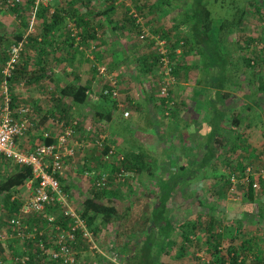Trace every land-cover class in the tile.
I'll return each instance as SVG.
<instances>
[{
  "label": "rangeland",
  "instance_id": "obj_1",
  "mask_svg": "<svg viewBox=\"0 0 264 264\" xmlns=\"http://www.w3.org/2000/svg\"><path fill=\"white\" fill-rule=\"evenodd\" d=\"M6 1L7 0H0V3L3 4V7L6 4ZM88 2L90 5L86 10L83 8V4ZM158 2L159 0H51L48 9H46L48 10L49 14H52L55 8L59 9L60 7L64 6H68L67 9L71 8V10H75L76 13L86 12V17L91 18V25L95 28V21L93 19L94 15H96L99 11L104 10V7H113L110 17L111 21H114L115 24L121 26L119 28L121 31V36L119 39L118 37H113L111 31H106L105 28L100 29L96 27V41L90 42L86 46L81 47L77 38L76 45L78 46L74 47L78 50L70 52L68 56L64 50L52 52L48 49V47H43L45 68L52 70V73H54V78L64 79L67 83L78 82L83 85H88V87L92 89L94 93L93 95L96 97V99L101 97L98 96V94L100 95L102 91L107 88L110 81H117L118 97L117 101L114 102V104H116V106H114L116 108V114L113 113V120L105 128L101 127V124L87 119V108H83L85 110L84 112H78L76 114L75 110L69 108L67 104L69 102H62L60 104V108H64L67 113L58 114L56 113L58 111L54 110L53 107H55V102L58 101L52 99V85L47 79L41 76L42 74L39 72L40 68L36 65L39 55H37L38 51L34 46L35 43H33V39H37L38 41L42 39L41 21L38 20L36 16L39 7H36L33 4V8L31 9L32 11H23L26 8L23 9L22 7H26L27 0H21L22 4L20 5L21 8L18 13L19 17H15L9 13H6V15L0 14V22H2L4 25V27L0 29V33H9L11 31L14 34L19 31L18 28H20L24 33V41L16 66V70L18 69L19 71H21L20 68H23V74L17 83H6L4 86L3 78L0 73V107L3 106L6 97L11 100L13 97L16 104H18L17 102H20L24 106H27L31 109L33 119H36L34 120L37 123V126H44L49 123L48 120H50V118H53V121L59 122V126L49 123L48 131L55 133V137L60 136L64 131L71 128L74 123H76L75 129H71L74 131L71 137V143L73 147L76 148L75 151L78 152V166L83 164L80 162L81 160L84 161L82 167L86 166L88 170H92L94 173H99L102 169L110 173L109 188L107 190L113 189L116 191L118 196L114 197V203L121 211L130 207L142 192H146V194H155L158 181L163 178L165 180L170 179L164 175H166L169 171H172L173 168L177 169V167L181 164L179 162V154L181 153V148L179 145L182 141V138H184V134L182 135L181 133H178L182 130H174V128L169 124L171 121L169 110H163L161 108L163 112L162 118H159V120L156 122L157 124H155L158 127H155L154 125L148 127L147 123L150 121V114L148 116L144 112L145 107L149 109V107L144 105V97L151 91L153 94H155L157 99L163 97L162 89L165 84L164 77H166L161 73L159 68H149V62H151L153 58L152 50L150 49L154 50V57L158 58L160 55V43H164L163 49L167 52V43L171 45V43L175 40V38H173L171 42H168L166 39H163L161 34H168L169 31L175 34L180 32V30H174L173 26L176 24V22L180 21L182 15L181 10L168 11L159 9ZM181 2L183 7H185L189 1L181 0ZM205 2L208 5V10L211 12L215 23H218L223 18L225 19L226 17H229L233 12L231 9V7L233 8V0H205ZM239 3H241V0L238 1L237 5ZM135 5L144 7L142 13H137ZM254 10L255 9L253 7L248 8L249 13H247L246 19H244L240 29L232 35L231 41L228 43L227 47L230 50L233 49V53L230 56L229 61H236V57H238V53L234 49L236 48L234 43L244 45L249 44L250 46L256 45L257 49L264 51V9L260 10L259 13H256ZM3 11H5V9H2L0 12ZM130 15L137 20V23L139 22L138 27L140 28V32H133L130 25H128L129 22L126 20V17H129ZM72 27H74V24L72 20H69L66 21L65 27L54 30L52 34L53 39L46 40V42L52 41L47 43V46L50 45V47L55 48L56 44L60 45L63 43V41L71 39L73 36H75L76 30L74 28L72 29ZM143 43L145 49H138V55L142 54V56H151L147 59L148 62L146 67L143 68L149 71L146 74H140L138 72V65L139 63L143 62L142 58H140L138 61H122L120 58L122 53V45L126 49L134 50L141 47L140 44ZM1 50L2 49H0V51ZM218 51L219 55H222L221 52L223 51V48L219 46ZM79 56L83 58L81 59ZM4 57L5 56H3V53L0 52V61H3ZM75 57H78L76 58V61H74ZM261 57L264 60V53ZM187 60L188 66L191 65L189 64L190 62L194 63L193 61H198V58L192 59V54L189 53L183 61ZM3 65V62H0V71ZM161 76H164V79H161ZM239 81L241 80L239 79ZM233 82H236V80H233ZM177 88L178 81H175L167 87V89H169L171 92L170 94H172L174 91H177ZM230 89L233 90V86ZM230 93V95L239 97L238 91L236 89ZM107 101V104L112 103L110 100ZM173 101L175 102L176 100ZM241 102H244V104H241ZM14 107L15 106H13V108ZM247 108H250V110H247ZM124 110L129 112V117L126 119L122 114ZM231 110L233 116L236 114L240 117H244L246 124L250 125V129L247 131L244 130L245 127L243 126H241L239 130H241L245 135L246 133L250 135L248 141L251 144V150L250 148L248 150L253 151L254 154L252 158L244 157L246 152L238 157H236V154L235 156L228 154L226 158H220V162L215 169L210 167L207 169V177H184L183 181H181L182 179L179 177L178 181L179 185L183 187L182 191H178L173 195L171 207L168 209L169 216L172 219L174 218L175 221H180L181 219H185V221H187L189 219L188 221L196 222V220H200L201 224L204 225V218L209 213L206 208L209 205L215 207L214 215L217 217V220L221 221L220 218L224 216V222L231 221L229 220L231 219L229 218L230 216L227 215L228 213L233 215L234 219H236L234 213H243V205L247 203V200L245 197H243L242 191H240L237 187L240 181L237 178V171L236 177L233 176L236 178L237 184L232 185V183H230L231 186L229 187L230 189L233 186L232 192L229 189L227 192H224L223 184L226 181L225 177L227 176L228 171L231 169L241 170L240 166H246V171L239 173V175H243V179L244 177H249L250 179H253V181L258 182L259 189L254 191V195L257 199L255 203L264 202V184L262 185L259 182L264 180L263 110L259 109V114L256 111V107L252 106L251 99L245 101L240 100L236 102L233 104V107H231ZM130 111L131 113L136 111L139 116L136 117V119L131 120ZM167 112L169 115H166ZM117 115H122L123 117V119L118 123L115 118ZM229 119L232 118L230 117ZM168 127H171L173 132L170 133L167 130ZM48 131L47 134L49 135L50 133ZM189 131L191 134L194 133L195 139L197 140L199 130L189 129ZM230 134L231 133L229 130L221 131L220 138L222 142H228L231 138ZM111 135L120 137V139L123 141V144L117 146L115 143H111ZM96 141H102L104 145L103 148L96 146ZM141 142H145L144 144L150 145L151 149L154 148L159 159V161L157 160L153 162L154 168L152 169V176L149 173H144L141 176L131 179L130 176L127 175L124 183L117 182L112 175L111 169L109 168L111 161H109L110 164L107 163L108 166L102 162L101 157L103 154V149L105 147L112 148L115 152L116 159H118V157L123 158V155L127 157V154H130L131 151H136L137 148L142 147L141 145L143 144H141ZM13 167L14 164L12 163H9L8 165L6 164V166H1L0 179L5 177V173H10ZM74 171L75 170L72 169L65 173V178L62 180V184L63 186L67 185L70 181L72 184L77 185V190L74 193H71V197L73 198L72 201L75 206L80 207L81 202L91 192L92 180L85 178L83 176V172L72 175ZM153 171H156V175L161 174L162 176L153 177ZM220 175H223L224 178H220L218 179V182H214L212 177L217 179ZM198 182H200L199 185L204 187L205 190L198 193L193 191L191 193L188 187L198 185ZM186 188L188 190H186ZM66 189L68 188L66 187ZM20 192L23 194V197H26V195L28 196V193L26 194L25 191ZM217 193L218 196H215ZM197 202L202 203L201 205H204L205 208L201 209ZM222 204L229 208V212L222 208ZM0 217V226L2 227L3 223L1 222H7V220L5 215H0ZM244 217L249 218V215H245ZM230 224L231 223H223L220 226V229L223 230L222 234L224 239L233 235L234 229L233 231L229 229ZM3 226V229H5V225ZM115 232L116 226L114 224L105 225L99 232L100 235L98 234L101 238H103L101 239V245L105 246L106 248L108 239L109 243L113 244L115 242ZM193 237L196 240L199 239V247H195L194 249L195 253L200 255L198 256L199 258L197 257L199 263L211 264L213 259L209 258V255L203 246V229L194 233ZM2 244L4 243L0 244V249L3 252L0 253V255L7 256L9 254V248H6L5 245L2 246ZM226 245H229V241H225L223 243V246ZM177 246L178 244L173 247L175 254L180 251L178 250ZM6 249L8 250L6 251ZM16 250H18V247ZM188 251L190 250L188 249ZM189 254L190 253L187 252V255ZM189 261L193 263L192 259H189ZM159 264H166V258L162 257L161 261H159Z\"/></svg>",
  "mask_w": 264,
  "mask_h": 264
},
{
  "label": "trees",
  "instance_id": "obj_2",
  "mask_svg": "<svg viewBox=\"0 0 264 264\" xmlns=\"http://www.w3.org/2000/svg\"><path fill=\"white\" fill-rule=\"evenodd\" d=\"M33 1L34 0H27L26 7H22L23 9L26 8L23 11H32ZM188 1L187 6L183 7L181 0H159V9L168 11L181 10V19L173 26L174 30H180V32L175 34L169 31L168 34H161L163 39H166L168 42H171L172 39L175 38L171 45H169V43L166 45L168 63L165 66L161 61V56L159 55L158 58H155L154 50L150 49L152 50L153 58L151 62H149V68H159L164 76L165 68H169V76H161V79L172 77L174 82L177 81L181 73L185 74L192 68L193 70H199L201 76L199 81L195 84L194 94L191 96L192 100L198 98L200 93H203L207 87H213L217 93L216 100L220 101L222 104L224 99L229 97V94L225 91L227 90L226 86L230 85L233 86V90L236 89L238 91L239 97H236L239 100L242 99L245 101L251 99L252 106L256 107V111L260 114V109L263 110L264 113V60L261 57L264 51L257 49L256 45L250 46L249 44L234 43V46H236L234 49L238 53V57H236V61H229L233 49L230 50L227 47L228 43L231 41L232 35L240 29L244 19H246V15L249 13L248 8L253 7L255 9L254 11L259 13L260 10L264 9V0H241V3L238 5L237 3L239 0H233V8L231 7L233 15L231 14L225 19H221L218 23L214 22L205 0ZM89 5V2L84 3L83 8L87 10ZM20 8L21 6L17 5L13 8L5 9V11L0 12V14L6 15V13H9L15 17H19L18 13ZM67 8L68 6L60 7L59 9L55 8L52 14H49L48 10L45 8H38L36 16L37 19L41 21L42 39L39 41L33 39V43H35L34 46L37 48V55H39V59L36 61V65L40 68L39 72L53 87L51 92L52 99L57 101L61 100L63 102L69 101L72 108L77 109L88 103L90 95L94 94L90 90L91 88L88 87V85H83L78 82L67 83L64 79L54 78V73H52L51 69H46L44 63L43 47H48L52 52L64 50L68 56L70 52L78 50L75 49V47L78 46L76 45L77 38L81 47L96 41L97 31L94 26L91 25V18L86 17V12L76 13L75 10ZM135 9L137 13H142L144 7L135 5ZM112 10L113 7H104V10L94 15V25L100 29L108 26L111 32H117L121 26L111 21L110 13ZM69 20H72L74 24L72 29L74 28L76 30L75 36L63 41L60 45L56 44L55 48L50 47V45L47 46V43L52 42H46V40L53 39V31L65 27L66 21ZM126 20H128V25H130L133 32H140V28L138 27L139 22L137 23V20L133 16L130 15L126 17ZM3 27V23L0 22V29ZM18 29L19 31L14 34L11 31L9 33H0V49H2L0 52L5 56L4 60L0 62H3V64L8 60L9 49L24 41V33L20 28ZM219 46L223 48L221 52L222 55H219ZM189 53L195 54L198 57L199 64L192 67L185 64L183 60ZM149 57L151 56L147 55L142 58L143 62L139 63L138 72L140 74L149 72L143 69L146 67ZM20 69L21 71L17 69L13 72L12 77L8 79L9 84H15L21 79L23 68ZM207 78H209V81H207ZM240 78L242 79L241 81H239ZM233 80H236V82H233ZM107 88L110 89L108 86ZM170 93L169 91L165 98L161 97L157 99L155 94L151 91L144 97L145 106L150 107L151 110L148 111L153 113L152 116L150 115V121L147 123L148 127L155 124L156 114L158 111L162 112L160 111L161 108L163 110H169L170 117H172V120L174 119L175 116L173 113L176 112L178 102L175 103L173 101V96ZM98 96H101L98 99L100 101V106L91 110L90 118L92 121L101 124V127L105 128L113 119L112 114L116 110L114 107L116 104H114V102L107 104L108 101L102 94H98ZM233 98L235 97L233 96ZM237 98L234 100L235 102L238 101ZM12 101H15L13 97ZM13 102H11V106ZM225 109L226 108H224V110ZM247 110H250V108H247ZM224 112L220 113L216 110L213 112L212 110L209 124L213 128L209 132L203 131V134L207 138V142L204 145L203 158L201 162L196 165L197 167H203V177H207V169L209 167L213 169L216 168L220 162L218 161L219 157L226 158L228 154L233 156L236 154V157H238L246 152L244 157L252 158L254 154L253 151H250L251 144L248 141L250 135L246 133V131L250 129V125L246 124L244 117H240L236 114L233 116L228 109ZM169 114L167 112L166 115ZM147 115L149 116L148 113ZM227 115L231 116L232 119L230 121H225ZM115 118L117 123L123 119L122 115H117ZM241 126L245 127L244 130H246V135L239 130ZM75 127L76 126L73 128ZM223 130H229L232 134V138L225 143L222 142L220 138V132ZM217 135L218 137L216 138ZM110 138L111 143H115L117 146L123 144L120 137L111 135ZM42 143L50 145L53 142L47 138ZM249 148L250 150H248ZM108 150L109 148L105 147L103 149V154H106ZM149 157V152L142 146L137 148L136 151H131L130 154H127V157L123 155L124 159L122 161L117 160L116 157L112 158L109 168L114 178L120 169H123L126 173V177L129 175L131 179L141 176L144 173H149L151 175L150 171H152L154 165L153 161H149ZM9 163L10 162L1 160L0 167L6 166V164L8 165ZM240 167L241 170L231 169L228 171L225 177L226 181L223 184L224 192H227L231 186L230 177H236V171L238 173V180L243 179V175H239V173L245 172L246 166ZM179 170L183 174L186 171V167L181 165ZM30 178L31 170L29 168L14 165L11 173L0 179V215H5L7 220V222H1L3 225L7 226V224H10V220L17 215L23 201L28 197L27 195L26 197L22 196L23 194L20 192L21 190L19 187H22ZM212 178L214 182H218V179H222L224 176L220 175L217 179H215V177ZM177 182V177H172L168 180L164 178L160 179L158 181V193L146 194L142 192L134 203L123 211L119 210L114 203V197L118 196L116 191L113 189L107 190L108 188L102 191L93 188L91 189L90 195L81 202L78 211L81 217L86 221L88 227L97 234L105 225L114 224L116 226L114 243L116 248L120 251V261L122 264H159V255L165 251L166 246L177 245L171 240V236L175 235L178 229L181 233V251L185 250L186 246L189 248L188 246L192 244L190 236H193L198 230L201 231L204 229L207 236V248L213 259V264H226V261H229L230 264H247V260H249L247 255L254 252V245L252 243L247 242L239 245L237 240L234 239L231 241L232 243H230V245L223 249L224 253L219 250L223 241V230L220 229V226L224 223V216L220 218L221 221L217 220V217L214 215V207H207L209 213L204 218V225L201 224L200 220L175 224L176 221L168 215V205L171 203V194L174 188H176ZM253 182V179L248 178L247 182L241 184L239 181L237 185L249 204L257 200L252 187ZM259 182L262 185L264 184V180ZM65 190L67 189L65 188ZM215 196H218V193ZM256 217L258 219H264V206L258 207ZM3 225L2 228L4 227ZM7 242L9 243V253L11 252L12 256L0 255L2 264L11 261L14 256L21 253V244L18 243L17 240L10 239ZM17 247L18 250H16ZM257 249L261 248L258 246ZM155 251L157 254H155ZM2 252L3 251L0 249V253ZM256 259L259 262L264 260V253L260 251ZM29 264L38 263L31 261Z\"/></svg>",
  "mask_w": 264,
  "mask_h": 264
},
{
  "label": "built area",
  "instance_id": "obj_3",
  "mask_svg": "<svg viewBox=\"0 0 264 264\" xmlns=\"http://www.w3.org/2000/svg\"><path fill=\"white\" fill-rule=\"evenodd\" d=\"M51 0H34L36 7L48 9ZM21 0H7L2 9L20 6ZM23 41L9 49L8 60L1 68L3 85L8 83L16 70L19 54ZM160 43L161 61L166 66L168 63L167 52ZM165 76H169L170 69L165 68ZM174 82L173 78H166L162 89L163 98L168 94L167 87ZM104 89L102 96L112 102L117 101V81H110ZM11 99L5 98L0 107V161L5 160L19 167L31 170V178L24 183L28 197L23 201L18 213L10 224L3 229L0 226V244L10 239L20 243L21 253L11 260L13 264H29L34 261L38 264H100V259L105 264H122L120 251L115 243L102 246L101 237L91 230L86 221L81 217L78 208L73 203L71 194L65 190L62 180L65 178L66 162L75 155V147L71 143L74 125L64 131L55 141L46 145L37 144L30 151H22L18 142L25 139L34 128V119L31 109L27 106L11 107ZM14 110H13V109ZM129 112L124 110L123 117L128 118ZM59 126L58 121H53ZM96 146L103 148L102 141H96ZM116 157L112 148L102 154V162L107 166L112 158ZM122 161L123 158L118 157ZM108 163V164H107ZM110 173L104 169L99 173H84L85 178L92 180L91 188L105 190L109 188ZM249 177L240 180L243 184ZM117 182L124 183L126 173L120 169L114 178ZM232 185L237 184L234 177L230 178ZM253 190L259 189L258 182H253ZM233 191V187L230 188ZM117 249V250H116ZM85 257L94 258L87 260ZM34 259V260H32Z\"/></svg>",
  "mask_w": 264,
  "mask_h": 264
},
{
  "label": "crops",
  "instance_id": "obj_4",
  "mask_svg": "<svg viewBox=\"0 0 264 264\" xmlns=\"http://www.w3.org/2000/svg\"><path fill=\"white\" fill-rule=\"evenodd\" d=\"M105 29H106V31H110L108 26ZM120 34H121L120 30H117V32H112V36L115 37V38L118 37V39L121 36ZM140 46L141 47L132 50V49H126L122 45V49H121L122 53H121V56H120L121 60L122 61H134V60L137 61V60H140V58L146 57V55L145 56H142V54L138 55L139 54L138 53V51H139L138 49H145L144 48V43L140 44ZM79 57L81 59L83 58L81 56H79ZM76 58H78V57H75L74 61H76ZM188 58H190V57H188ZM197 58L198 57L195 54H192V59H197ZM193 62L194 63L190 62L189 64H191V65H188V66L192 67V66H195L196 64H199V61H193ZM185 64L186 65L188 64V60L185 61ZM181 74H180V77L177 78V81H178L177 91H174L172 93L173 100H176L175 102H178V107L176 109V112L173 113V115L175 116L174 119L172 120V117H171V121L169 123L174 128V130H177V131L182 130V131H179L178 133H181L182 135L184 134L183 135L184 138H182V141L180 142V145H179L180 148H181V150H180L181 153L179 154L180 155L179 162L181 164H180V166L177 167V169L173 168L172 171H169L164 176H167L169 178H172V177L179 178L180 177L182 179L181 181H183L184 177L185 178L186 177L187 178L188 177H198V178H200V176L201 177L204 176L203 175V171H204L203 167H197L196 166L197 164H199L201 162V160L203 158L204 147H205L204 145L207 142V138L203 134V131L204 132L205 131L209 132L213 128L209 124L210 120H211L212 110H213V112H214V110H216V111H219L220 113L226 111L227 109L229 111H232L231 107H233V104L236 103L234 100L237 97H235V95H230L231 94L230 92H232L233 90L230 89L232 86L228 85V86H226L227 90L225 92L229 94V97L225 98L222 104H221L220 101L216 100L217 93L214 90L215 88H213V87H207L206 90L203 93H200L198 98H196L195 100H192L191 96H193V94H194V89L196 87L195 84H196L197 81H199L201 74H200L199 70H193V68L188 70L185 74H182V75ZM240 80H242V79L240 78ZM207 81H209V78H207ZM200 87H202V86H200ZM52 89H53V87H52ZM90 90L92 91V89H90ZM92 93H93V91H92ZM233 96L235 98H233ZM238 101H240V100L238 99ZM58 102H55V107H53L54 110L58 111V112H56L58 114L59 113L66 114L67 111L64 108H60V106H61L60 104L63 101L60 100ZM66 102H69V101H64V103H66ZM17 103L18 104H16V102H13V105L11 107L15 106L14 108L17 109L19 106L20 107L24 106L20 102H17ZM57 103H58V105H57ZM67 104H68L70 109L75 110L76 114L78 112H84L85 110L83 108H87L88 111L86 110V112H87L86 116H87V119L91 120V118H90L91 110L92 109H96L98 106H100V101L98 99H96V97H94L93 94H91L90 98L88 100V103H86L85 106L79 107L77 109H73L70 103H67ZM241 104H244V102H241ZM224 108H226V109L224 110ZM148 110H151V108L149 107V109H147L145 107V111L144 112L146 114L148 113V114H150L152 116L153 113H150ZM160 111H162V110H160ZM137 112H138V110H137ZM137 112L135 111L134 113H131V111H130L131 120H134V119H136V117L139 116V114H137ZM115 113H116V111L114 112V114ZM162 114H163V112H159L158 111V113L156 114V122H157V120H159V118H162ZM230 114L232 115L233 113L230 112ZM151 116H150V118H151ZM113 117L114 116L112 114V118ZM230 117H231L230 115H227L225 121L226 120L230 121L231 120V119H229ZM32 118H33V116H32ZM52 119L50 118V120H48V122L50 124H52ZM35 120H34V128L31 130V132H29L28 136L25 139L20 140L18 142L19 148L22 151H30V150H32L37 144H39L40 142L42 143L47 138H49V140H51L52 142H54L55 139H56V137H55L56 134L48 131V124L49 123H47L44 126L39 127V126H37V123L35 122ZM156 122H155V124H157ZM155 124H154V126L158 127ZM203 127H205V128H203ZM189 129H192V130H196L197 129V130H199V134L200 135L199 134L197 135L198 136L197 140L195 139L194 133L191 134ZM167 130L170 133L172 131L171 127H168ZM47 131L50 133L49 135L47 134ZM173 134H172V136H173ZM45 135H47V136H45ZM230 135H232V134H230ZM44 136H45V138H44ZM217 137H218V135L216 136V138ZM42 138H44V139H42ZM231 138H232V136H231ZM144 143L141 142V144H143L141 146L146 148V151L149 152V155H150L149 161H153V162L157 161V160L159 161V159L157 157V154L155 153L154 148L151 149L150 145L144 144ZM75 150H76V148H75ZM77 155H78V152L75 151L74 157L69 159L66 162L65 173L69 172L72 169L75 170L72 175H76L77 173H82V172H83V174L87 173V172H93L92 170H88L86 166L82 167V165L84 164V161L80 160V162L83 163V164L81 166H78L79 157ZM220 158L221 157H219L218 161H220ZM181 165L186 167V171L183 174L179 170ZM77 167H79V168H77ZM10 173H11V171H10ZM10 173H8V174H10ZM150 173H151V176H152V171H150ZM5 174L7 175V173H5ZM5 174H4V176H6ZM156 176L160 177L162 175L161 174L156 175V171L155 172L153 171V177H156ZM66 177H67V174H66ZM199 183L200 182H198V185H194L193 187L192 186L188 187L189 191H191V193L193 191H196L198 193V192H201V191L205 190L204 187L199 185ZM76 186L77 185H74V184H72L69 181L68 184L64 185L63 187L64 188L67 187L69 189V190L67 189L68 192L71 194V193H74L77 190ZM19 188H20L21 191H25L26 192V190L24 189V185H22V187L20 186ZM182 188L183 187L179 185V181H178L176 188H174V190L172 191V194H171L172 198H173V195L176 192L182 191ZM188 189L186 188V190H188ZM158 192H159V184L157 185L155 193H158ZM26 194H27V192H26ZM89 195H87V197ZM172 198L170 199V201L172 200ZM197 204H198V206L201 209L205 208L204 205H201L202 203H200V202L198 203L197 202ZM209 206H211V205H209ZM221 206H222V208H224V210H226V211L229 210V208H227L223 204ZM243 206H244V212L243 213H240V212L234 213V216L236 217V219H234L233 215H231L229 213L227 214V215L230 216L229 218H231V219H229V220H231V221H227L226 220L227 222H224V223L225 224L231 223L229 225V229L232 230V231L234 229V232H233V235L231 237H229V238H225L224 239V237H223L222 245L219 247V250H221V252L224 253L223 249H225V247L228 246V245L223 246V243L225 241H229V245H230V243H232L231 241L234 240V239L237 240L239 245L247 243V242H250V243H252L254 245V248H253L254 252L253 253H249L247 255V257L249 259V260H247V264H264V260L259 262L256 259V256L258 255V253L260 251H262L264 253V219H258L256 217L258 207L259 206H264V202H261V203H255L254 202L252 204L246 203ZM170 207H171V203H170V205H168V209ZM77 208L79 209V207H77ZM168 213H169V211H168ZM245 215H247V216L249 215V218H245L244 217ZM188 220L187 221H185V219H181L180 221L176 220L175 224H178V223L182 224L183 222H189ZM231 227H233V228H231ZM180 235H181V233L179 232V229H178L177 233L175 235L171 236V240L174 243L178 244L177 248L180 251L177 254H175L174 250H173V247H175V246L167 245L165 251L161 255H159L158 263H159V260L162 259V257H165L166 258V264H200L198 259H197V257L200 256V255L196 254L195 251H194L195 247H199V244H198L199 243V241H198L199 239L196 240V239H194L193 236H190V241L192 242V244H190L188 246L189 248H187V246H186V249L183 250V252H182L181 251L182 245H181ZM203 237H204L203 246L206 249V252L208 253L209 258L212 259L211 255H210V252H209V250L207 248V244H206L207 236H206V234L204 232V229H203ZM104 240H106V239H104ZM8 244H9L8 242H5L4 244H2V246L5 245V247L8 248ZM99 244H102V242L100 241ZM258 246L261 249H257ZM244 247H246V246H244ZM188 249L191 252L188 251ZM7 250L8 249H6V251ZM187 252H189L190 254L187 255ZM155 254H157L156 251H155ZM8 255H11V252ZM85 258L87 260H94V258H91V257H89V259H88V257H85ZM189 259H192L193 263L190 262ZM96 260L100 264H105L100 259H96ZM0 263L2 264L1 261H0ZM225 263L226 264H230L229 261H226ZM4 264H13V263L11 261H8V262H6Z\"/></svg>",
  "mask_w": 264,
  "mask_h": 264
}]
</instances>
